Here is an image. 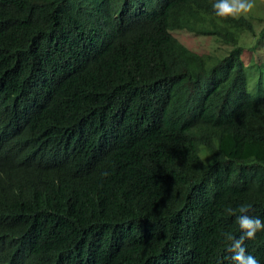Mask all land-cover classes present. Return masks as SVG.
Instances as JSON below:
<instances>
[{
  "label": "trees",
  "instance_id": "16d2710c",
  "mask_svg": "<svg viewBox=\"0 0 264 264\" xmlns=\"http://www.w3.org/2000/svg\"><path fill=\"white\" fill-rule=\"evenodd\" d=\"M214 3L0 0V264H233L225 207L264 221V61L249 81L253 21ZM244 246L264 264V231Z\"/></svg>",
  "mask_w": 264,
  "mask_h": 264
},
{
  "label": "clouds",
  "instance_id": "9594fccd",
  "mask_svg": "<svg viewBox=\"0 0 264 264\" xmlns=\"http://www.w3.org/2000/svg\"><path fill=\"white\" fill-rule=\"evenodd\" d=\"M217 16L221 18L237 19L242 15L250 13L255 7V0H215L212 5ZM238 211V215H236ZM251 211V205L241 204L237 209L226 206L224 212L227 216L236 215L241 235L234 236L232 233H223L224 238L229 242L227 251L231 253L233 264H260V261L250 254L244 244L245 240H251L256 237L257 232L264 231V221L259 217L248 215Z\"/></svg>",
  "mask_w": 264,
  "mask_h": 264
},
{
  "label": "rangeland",
  "instance_id": "374dc122",
  "mask_svg": "<svg viewBox=\"0 0 264 264\" xmlns=\"http://www.w3.org/2000/svg\"><path fill=\"white\" fill-rule=\"evenodd\" d=\"M244 16L250 18L253 21V28L255 31L254 36L251 33H244L240 42V45L243 47L242 58L246 62L245 65L247 72L249 73L250 81V69L248 68V62L254 61L253 57L258 64L264 61V38L258 41L260 34L264 35V0H255L254 9ZM254 17H256V19H260L254 20ZM173 36L189 49L201 54L220 50V48L223 46L218 42H215L212 38L207 36H198L188 31L177 30L176 32H173ZM253 68L259 72H262L261 77L263 79L262 81H264V70L261 69L259 65H255ZM258 77L259 75H256V78ZM249 87L251 88L252 86L250 85Z\"/></svg>",
  "mask_w": 264,
  "mask_h": 264
}]
</instances>
